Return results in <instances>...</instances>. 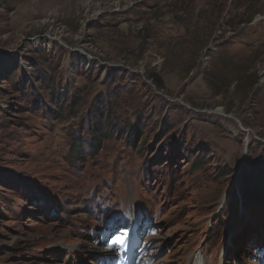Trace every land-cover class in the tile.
<instances>
[{
    "label": "rangeland",
    "instance_id": "obj_1",
    "mask_svg": "<svg viewBox=\"0 0 264 264\" xmlns=\"http://www.w3.org/2000/svg\"><path fill=\"white\" fill-rule=\"evenodd\" d=\"M0 264H264V0H0Z\"/></svg>",
    "mask_w": 264,
    "mask_h": 264
},
{
    "label": "snow or ice",
    "instance_id": "obj_2",
    "mask_svg": "<svg viewBox=\"0 0 264 264\" xmlns=\"http://www.w3.org/2000/svg\"><path fill=\"white\" fill-rule=\"evenodd\" d=\"M123 240H124V236H115L113 240L109 243V247H111L112 244H115V243H123Z\"/></svg>",
    "mask_w": 264,
    "mask_h": 264
},
{
    "label": "trees",
    "instance_id": "obj_3",
    "mask_svg": "<svg viewBox=\"0 0 264 264\" xmlns=\"http://www.w3.org/2000/svg\"><path fill=\"white\" fill-rule=\"evenodd\" d=\"M98 145H99V146L101 145V140H100V141H98Z\"/></svg>",
    "mask_w": 264,
    "mask_h": 264
}]
</instances>
